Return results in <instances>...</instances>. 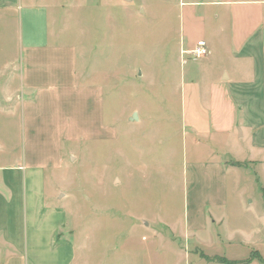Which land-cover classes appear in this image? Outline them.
<instances>
[{
  "label": "rangeland",
  "instance_id": "374dc122",
  "mask_svg": "<svg viewBox=\"0 0 264 264\" xmlns=\"http://www.w3.org/2000/svg\"><path fill=\"white\" fill-rule=\"evenodd\" d=\"M212 1L17 0L18 7L6 12L0 64L14 62L16 69L2 72L16 74L17 94L23 95V86L15 37L21 18L26 30L25 12L33 4L47 8L48 42L74 47L80 82L103 92L104 134L80 133L77 141L64 142V162L52 175L46 173V189L62 196L73 229L74 264L191 262L181 251L187 249V224L197 209L209 210L205 205L216 189L214 180L202 178L198 163L217 158L206 150L217 145L207 140L205 147L200 137L201 144L191 139L188 112L203 113L198 97L219 66L230 61L226 43L211 33L217 29L215 15L224 9ZM237 1L231 6L235 14L252 9L245 0ZM200 38L206 54L198 57L192 52L204 42ZM19 118L10 126L17 132L7 134L0 109V147L11 142L18 154ZM78 125L86 129L82 114ZM241 173L242 190L253 195L258 184L245 178L250 172ZM250 200L229 195L226 208Z\"/></svg>",
  "mask_w": 264,
  "mask_h": 264
},
{
  "label": "crops",
  "instance_id": "0c3cea01",
  "mask_svg": "<svg viewBox=\"0 0 264 264\" xmlns=\"http://www.w3.org/2000/svg\"><path fill=\"white\" fill-rule=\"evenodd\" d=\"M236 2L241 1L210 3L224 8L215 15L217 29L211 33L226 43L230 61L219 66L198 97L203 113L188 112L191 139L201 144L200 137L205 147L207 140L217 145L216 150L206 147L217 158L198 163L202 178L214 180L216 189L205 205L209 210L197 209L187 224V249L181 251L189 264H220L213 262L215 257L264 264V0H245L252 9L241 16L231 7ZM17 5V0H0V27L7 26L4 16ZM25 17L26 30L21 18L15 37L22 96L13 89L16 74L2 72L16 69L14 62L0 64L5 86L0 85V109L7 134L17 132L10 126L17 115L21 119L19 154L11 142L0 147V264H74L73 229L60 204L62 196L46 189V173L52 175L64 162V142L77 141L80 133L104 134L103 92L80 82L74 47L48 42L45 6L29 5ZM81 114L84 130L78 125ZM241 171L250 172L245 178L258 184L253 195L242 190ZM229 195L254 200L228 211Z\"/></svg>",
  "mask_w": 264,
  "mask_h": 264
},
{
  "label": "built area",
  "instance_id": "2783aa9c",
  "mask_svg": "<svg viewBox=\"0 0 264 264\" xmlns=\"http://www.w3.org/2000/svg\"><path fill=\"white\" fill-rule=\"evenodd\" d=\"M192 54H194L195 56H198V57L206 54L205 43L202 41L198 42L197 48L192 52Z\"/></svg>",
  "mask_w": 264,
  "mask_h": 264
},
{
  "label": "trees",
  "instance_id": "16d2710c",
  "mask_svg": "<svg viewBox=\"0 0 264 264\" xmlns=\"http://www.w3.org/2000/svg\"><path fill=\"white\" fill-rule=\"evenodd\" d=\"M204 258L208 259L207 257H204ZM212 260H213V262L220 263V264H235V263H237V262H231V261L226 260L225 258H219V257H215ZM247 261H248V259L243 261V262H247Z\"/></svg>",
  "mask_w": 264,
  "mask_h": 264
},
{
  "label": "water",
  "instance_id": "95a60500",
  "mask_svg": "<svg viewBox=\"0 0 264 264\" xmlns=\"http://www.w3.org/2000/svg\"><path fill=\"white\" fill-rule=\"evenodd\" d=\"M132 119H137L136 115L134 114L133 118Z\"/></svg>",
  "mask_w": 264,
  "mask_h": 264
}]
</instances>
